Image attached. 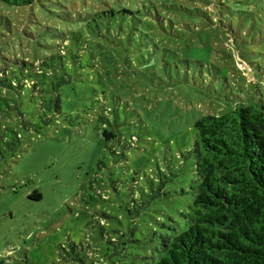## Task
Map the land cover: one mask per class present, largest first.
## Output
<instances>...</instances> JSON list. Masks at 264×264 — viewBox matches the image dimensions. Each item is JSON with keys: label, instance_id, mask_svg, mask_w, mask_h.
<instances>
[{"label": "rangeland", "instance_id": "1", "mask_svg": "<svg viewBox=\"0 0 264 264\" xmlns=\"http://www.w3.org/2000/svg\"><path fill=\"white\" fill-rule=\"evenodd\" d=\"M123 1L134 0L0 2V60L84 48L95 36L92 15ZM134 3L162 8L157 0ZM208 40L215 51H128L107 76L78 71L75 89L62 93L58 122L27 134L17 157L0 164V264H82L72 245L84 264L109 254L121 264L128 239L150 251L157 234L184 224L194 195L195 123L241 100L264 104V51ZM102 109L108 142L91 116ZM36 191L41 201L29 198Z\"/></svg>", "mask_w": 264, "mask_h": 264}, {"label": "trees", "instance_id": "2", "mask_svg": "<svg viewBox=\"0 0 264 264\" xmlns=\"http://www.w3.org/2000/svg\"><path fill=\"white\" fill-rule=\"evenodd\" d=\"M36 1L0 0L16 8ZM134 1L92 15L95 36L84 48L35 61L0 60V164L17 157L27 134L58 122L62 93L75 89L85 67L107 76L112 61L121 64L128 51H215L210 36L232 51H264V0H157L162 8L137 10ZM31 103L35 111H25ZM91 116L110 141L105 110ZM194 128V195L184 224L157 234L150 251L141 240L128 239V260L121 264H264V104L241 100L227 112L202 116ZM29 198L41 201L42 195L36 191ZM130 243L144 253L128 252ZM77 250L71 246L73 259L84 264ZM105 257L97 264H120Z\"/></svg>", "mask_w": 264, "mask_h": 264}]
</instances>
